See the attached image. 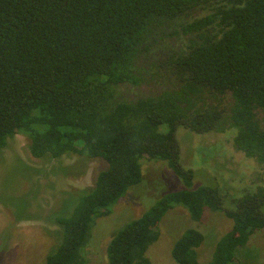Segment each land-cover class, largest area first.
Segmentation results:
<instances>
[{
	"label": "trees",
	"instance_id": "obj_1",
	"mask_svg": "<svg viewBox=\"0 0 264 264\" xmlns=\"http://www.w3.org/2000/svg\"><path fill=\"white\" fill-rule=\"evenodd\" d=\"M177 128L235 129L260 184L233 210L210 187L164 194L111 236L105 264H150L146 252L175 206L196 222L205 209L232 221L207 264H235V250L264 227V0H0V153L21 133L34 158L106 163L52 216L60 242L44 264H84L92 225L142 181L141 159L166 162L191 187ZM202 242L184 231L172 260L200 264Z\"/></svg>",
	"mask_w": 264,
	"mask_h": 264
},
{
	"label": "rangeland",
	"instance_id": "obj_2",
	"mask_svg": "<svg viewBox=\"0 0 264 264\" xmlns=\"http://www.w3.org/2000/svg\"><path fill=\"white\" fill-rule=\"evenodd\" d=\"M235 129L223 133L197 134L177 128L179 163L192 172V185L186 188L167 163L141 159L142 181L129 188L108 216L95 221L81 249L84 264H105V247L111 236L125 223L138 218L164 194L210 187L217 190L225 209H234L245 193L260 184L256 162L236 150ZM106 168L101 158L87 159L66 154L58 159L34 158L29 139L18 133L7 140L0 153V264H44L46 256L60 242V229L52 216L72 195L91 189L98 172ZM264 185V184H263ZM264 214V206L261 208ZM232 227L221 212L204 210L198 222L182 206H175L161 220L158 240L149 247L150 264H176L172 246L184 231L203 235L197 260L207 264L217 241ZM235 264H264V227L255 231L247 244L234 253Z\"/></svg>",
	"mask_w": 264,
	"mask_h": 264
}]
</instances>
